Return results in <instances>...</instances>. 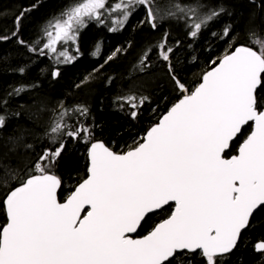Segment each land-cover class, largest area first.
I'll return each instance as SVG.
<instances>
[{"label":"snow or ice","instance_id":"obj_1","mask_svg":"<svg viewBox=\"0 0 264 264\" xmlns=\"http://www.w3.org/2000/svg\"><path fill=\"white\" fill-rule=\"evenodd\" d=\"M140 7L145 9L142 24L156 30L165 20L183 22L191 38L227 11L207 0H168L163 6L155 0H117L111 7L107 0H66L43 26L42 40L28 45L20 37L29 8L14 16L10 34H0V42L15 39L29 52L71 63L77 57L69 45L76 44L88 23L103 25L110 20L109 31L115 32ZM114 13L119 17L113 18ZM233 31L232 25H225L221 39ZM169 36L165 31L157 44L143 51L133 71L144 73L155 51L180 93L176 102L127 152L91 143L86 178L64 202L57 199L62 182L51 173L65 147L63 138H92L83 121L67 123L68 110L57 113L45 132L50 143L59 141L54 152L44 149L24 170L0 165V188L6 189L0 197V213L6 218L0 224V264H226L250 218L264 210V34L249 30V41L257 47L230 45L191 89L176 74ZM24 71L19 68L21 74ZM51 75L56 78L59 70ZM24 90L21 86L14 93ZM118 99L136 109L148 97H140L139 103L134 95ZM72 111L88 115L84 106ZM131 115L136 118L137 112ZM249 122L252 130L238 154L226 158L230 142ZM5 123L6 117L0 115V128ZM170 203L174 204L170 215L146 235H130L148 214ZM254 249L264 255V240Z\"/></svg>","mask_w":264,"mask_h":264},{"label":"trees","instance_id":"obj_2","mask_svg":"<svg viewBox=\"0 0 264 264\" xmlns=\"http://www.w3.org/2000/svg\"><path fill=\"white\" fill-rule=\"evenodd\" d=\"M207 2L210 6H223L227 11L196 38L187 35L183 22L165 20L156 30L142 24L143 7L131 14L125 26L115 32L109 31L107 21L103 25L90 22L77 39L75 48L79 52L69 49H73L71 53L77 57L71 63H56L55 57L29 52L15 39L0 42V115L6 117L5 126L0 128V165L11 164L24 170L26 163L35 160L44 149L54 152L59 141L50 143L45 132L62 110H68L66 120L70 125L83 121L90 128L92 138L90 141H85L83 136L79 140L63 138L65 147L51 167V173L62 182L57 194L59 201L86 178V151L91 142H102L116 153L130 150L180 95L166 67L157 61L155 51L149 57L151 66L144 73L138 69L133 71L142 52L157 44L165 31L170 33L168 43L175 49L171 61L176 74L189 89L199 83L202 74L212 66L211 62L224 55L230 45L247 43L257 47L249 41V30L264 34V7L260 6V0L255 3L252 0ZM155 3L163 6L168 0H155ZM33 4L37 7L31 8ZM65 4L66 0H0V34H10L14 16L31 8L20 25V37L32 45L42 40L43 26ZM229 24L234 28L232 36L221 39L224 26ZM113 53L116 54L113 56ZM20 67L25 68L23 74L19 72ZM57 69L59 75L53 78L51 73ZM85 77L89 79L85 81ZM21 86L25 90L16 95L14 89ZM128 95L136 96L137 103L142 96H147L148 100L132 109L118 99ZM77 106L86 107L88 115L81 117L73 112ZM134 110L136 118L131 115ZM249 130V125L242 129L230 144L226 157L235 154ZM25 145L31 147L25 148ZM5 190L0 188V197ZM170 213L171 207L167 206L148 216L137 236L147 233ZM3 223L5 217L0 213V224ZM261 240H264V210L250 218V226L243 232L226 264H264V255L254 249L255 243Z\"/></svg>","mask_w":264,"mask_h":264},{"label":"water","instance_id":"obj_3","mask_svg":"<svg viewBox=\"0 0 264 264\" xmlns=\"http://www.w3.org/2000/svg\"><path fill=\"white\" fill-rule=\"evenodd\" d=\"M237 46H239V45H237ZM209 70V69H208ZM201 79V78H200ZM200 82V81H199ZM249 125H251V130H252V127H253V124H252V122H249L248 123ZM247 124V125H248ZM246 125H244L242 128H244ZM251 132V131H250ZM240 134V133H239ZM239 134L237 135V136H239ZM145 135V134H144ZM143 135V136H144ZM235 139V138H234ZM232 140L231 142H230V144L232 143V142H234L235 140ZM95 142H99V141H95ZM95 142H92V143H95ZM99 143H102V142H99ZM91 144V143H90ZM90 144H89V146H88V148H87V151H86V161H87V166H88V163H89V160H88V149H89V147H90ZM239 148V147H238ZM111 150V149H110ZM128 151V150H127ZM127 151H125V152H127ZM227 151V150H226ZM236 154H238V149H237V152H236ZM230 158V157H229ZM87 174V173H86ZM77 186V185H76ZM75 188V187H74ZM58 190H59V188L57 189V193H58ZM74 190V189H73ZM72 190V191H73ZM62 202H64V201H62ZM170 205H173V208H174V204H171L170 203ZM166 207V206H165ZM172 208V209H173ZM158 211H160V210H156L155 212H153V213H151V214H148L147 215V217L149 216V215H152V214H154V213H157ZM5 221H6V218H5ZM143 223V222H142ZM139 229H140V227L137 229V231L135 232V233H132V234H130L133 238H140V237H137V234H138V231H139ZM146 235V234H145ZM142 237V236H141ZM256 244V243H255ZM256 253H258L257 251H255Z\"/></svg>","mask_w":264,"mask_h":264},{"label":"rangeland","instance_id":"obj_4","mask_svg":"<svg viewBox=\"0 0 264 264\" xmlns=\"http://www.w3.org/2000/svg\"><path fill=\"white\" fill-rule=\"evenodd\" d=\"M117 2V0H107V6L108 7H111L114 3H116ZM119 17V13H114L113 14V18H118ZM108 23H109V27H112V24H111V21L110 20H108L107 21ZM76 45V44H75ZM75 45H69V49H71V48H75ZM58 47H60V45H58ZM71 51H73V49L71 50ZM56 59V58H55ZM62 59V58H61Z\"/></svg>","mask_w":264,"mask_h":264},{"label":"bare ground","instance_id":"obj_5","mask_svg":"<svg viewBox=\"0 0 264 264\" xmlns=\"http://www.w3.org/2000/svg\"><path fill=\"white\" fill-rule=\"evenodd\" d=\"M170 107H171V106H170ZM248 125H249V124H248ZM246 126H247V125H246ZM246 126H245V127H246ZM249 126H250V130H249V133H248L247 135H249V134H250V131H251V125H249ZM242 129H243V128H242ZM145 132H146V131H145ZM144 134H145V133H144ZM144 134H143V135H144ZM239 135H240V134H239ZM142 137H143V136H142ZM246 137H247V136H246ZM246 137H245L244 139H246ZM235 139H236V137H235ZM235 139H234V140H235ZM94 142H95V141H94ZM91 143H92V142H91ZM88 146H89V145H88ZM87 148H88V147H87ZM227 151H228V150H227ZM227 151L225 152V154L227 153ZM236 152H237V151H236ZM236 152H235L234 155H236ZM225 154H224V155H225ZM231 156H233V155H231ZM231 156H230V157H231ZM225 157H226V156H225ZM226 158H229V157H226ZM86 173H87V172H86ZM59 188H60V187H59ZM58 191H59V190H58ZM57 194H58V193H57ZM57 199H58V196H57ZM65 199H66V198H65ZM58 201H59V200H58ZM59 202H60V201H59ZM168 206H169V205H168ZM166 207H167V206H166ZM164 208H165V207H164ZM164 208H163V209H164ZM171 208H173V205H171ZM171 211H172V209H171Z\"/></svg>","mask_w":264,"mask_h":264},{"label":"flooded vegetation","instance_id":"obj_6","mask_svg":"<svg viewBox=\"0 0 264 264\" xmlns=\"http://www.w3.org/2000/svg\"><path fill=\"white\" fill-rule=\"evenodd\" d=\"M237 137H238V136H237ZM237 137H236V138H237ZM243 140H244V139H243ZM243 140L239 143V145L237 146V149H238V147L240 146V144L243 142ZM237 149H236V151H237ZM64 200H65V199H64ZM64 200H63V201H64ZM60 202H62V201H60ZM169 206L171 207V205H169ZM171 209H172V208H171ZM169 215H170V214H169ZM149 216H150V215H149ZM166 218H167V217H166ZM5 222H6V221H5ZM159 222H161V221H159ZM159 222H158V223H159ZM156 224H157V223H156ZM156 224H155V225H156ZM155 225H154V226H155ZM154 226H153V227H154ZM149 231H150V230H149ZM145 234H147V233H145ZM145 234H144V235H145ZM144 235H142V236H144ZM137 237H141V236H137Z\"/></svg>","mask_w":264,"mask_h":264}]
</instances>
